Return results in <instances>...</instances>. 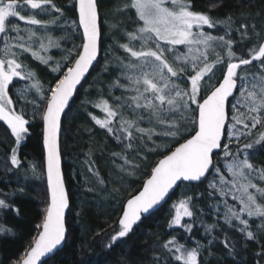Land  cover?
I'll return each instance as SVG.
<instances>
[{"label": "snow or ice", "instance_id": "1", "mask_svg": "<svg viewBox=\"0 0 264 264\" xmlns=\"http://www.w3.org/2000/svg\"><path fill=\"white\" fill-rule=\"evenodd\" d=\"M27 6L49 14L62 13V9L53 0H24L23 3L0 0V40L3 42L0 49V121L11 130L16 144L24 139L29 132V121L23 111L14 107L15 101L9 93L16 86L15 81H33L18 92L21 98L27 99V92L35 89L41 101L38 107L50 193L42 222L37 225V234L15 264H43L42 258L54 253L66 240L65 211L69 208V197L61 170V116L78 91L77 86L98 62L102 30L97 0H75L73 7L78 9V27L82 28L81 44L67 50L63 65L57 62L51 69L58 75L45 91L36 73L20 59L30 51L45 65L52 59L32 51L31 42L40 39L35 31L21 29L13 23L18 20L29 26L44 24L37 18L39 13L21 14ZM216 6L210 5L211 8ZM124 8L134 10L136 27L125 32L128 43L120 45L129 56L127 63L121 61L125 83L117 78L112 86L123 92L114 97V105L107 99L94 104L105 116L103 119L91 118L121 143L127 141L126 148H133L139 141L136 154L142 161H147L148 153H156L161 158L150 166L141 190L123 205L118 228L110 241L115 243L127 237L142 216L164 201L179 183H203L214 172L219 178V187L215 182L210 186L222 196L231 195L239 204L237 208L224 201L225 222L232 225L237 221L238 231L246 233L248 240L258 242L259 237L250 230L247 218H259V230L264 234V167L251 162L249 150L257 145L264 147V131L242 145L241 138L246 140L258 127L264 129V37L254 23L246 22L245 13H240L239 26L233 29L236 23L233 16L213 18L197 11L194 0H129ZM58 20L59 17H55L51 23L56 24ZM220 26L224 30L222 35L206 30ZM233 30L239 33L241 43L251 35H255L258 42L246 52L242 49L238 53L231 39ZM13 32L15 36L11 35ZM48 44L59 47V44L53 45L51 38ZM178 46H183L186 51H180ZM40 48H47L42 40ZM217 48L223 51H217ZM217 71L219 78H216ZM214 78L215 84L212 83ZM182 84L186 86L182 87ZM27 102L36 104L35 99ZM124 109L129 110L132 118L124 115ZM145 120L149 124L147 128L141 126ZM233 143L235 151L231 147ZM144 149L147 152L141 156ZM120 158L124 161L119 166L121 172L132 175L141 170V163L129 160L127 155ZM10 163L15 167L21 165L16 149L12 150ZM89 171L99 183H105L98 172L91 167ZM8 207L5 200L0 199V208ZM172 207L171 225L191 233L192 226L182 221L194 216L192 197L186 196ZM0 230H4L2 226ZM228 246L225 241V247ZM161 247L174 264H204L199 242L196 246H188L174 236ZM257 257L256 264H264V245ZM156 264L166 262L157 257Z\"/></svg>", "mask_w": 264, "mask_h": 264}, {"label": "trees", "instance_id": "2", "mask_svg": "<svg viewBox=\"0 0 264 264\" xmlns=\"http://www.w3.org/2000/svg\"><path fill=\"white\" fill-rule=\"evenodd\" d=\"M20 2L23 3L24 0ZM128 2L97 0L102 30L98 62L77 91L61 123V169L69 197L66 241L62 250L43 264H156L157 257L166 264H174L167 251L161 247L163 242L174 236L188 246H196V242H199L202 245L201 259L204 264H256L257 253L264 245V234L259 230L261 223L257 218L245 217L249 219L250 230L259 237L258 242L248 240L246 233L238 231L237 221H233L232 225L226 223V209L223 212L219 209L220 197L207 186L212 174L199 186L180 185L160 210L141 219L127 237L115 243L110 241V236L118 228L123 205L141 190L150 166L161 158L156 154L155 158L141 162L137 158L136 142L126 155L129 160L133 155L131 160L141 163L140 171L128 175L113 167L109 168L113 164L110 156L117 150L123 152L125 144L116 145L107 132L97 127L91 118L101 116L94 104L101 99H107L113 104L109 97L120 94L122 89L114 88L113 82L119 78L121 83H125L121 61L127 63L128 57L122 52L120 45L128 41L125 32H131L136 27L134 12L124 8ZM53 3L62 9V13L48 14L47 21H52L55 17H59V20L48 31L47 37L51 38L53 45L59 44L58 48L52 46L58 53L53 50L43 53L42 56L52 58L47 65L24 55L20 58L29 70L36 73V78L44 85L45 91L58 75L51 69L57 62L63 65V56L67 54V50L81 44V33L73 7L75 0H53ZM212 4L217 6L211 8ZM194 5L197 11L208 13L216 19L233 16L236 20L233 29L239 26L240 13L243 12L247 17L246 22L254 23L261 37H264V0H194ZM27 13L26 7L21 14L28 15ZM207 31L222 35L224 30L220 26L219 29ZM248 31L252 33L251 28ZM231 39L234 41V50L238 53L242 49L246 52L258 42L256 36L251 35L250 39L241 43L240 35L235 30L231 32ZM14 88H11L9 95L15 101L17 111L27 108L28 112L25 110L24 115L29 121V132L25 141L16 149L21 165L15 167L8 163L12 150L16 147L15 138L0 121V199H4L9 205L8 208H0V226L4 229L0 230V264H15L25 253L37 234V225L42 222L48 206L42 162V126L40 108L37 106L41 101L37 93L36 96L26 94L27 99L21 98ZM33 99L36 104L27 102ZM29 110L36 112L37 116L30 118ZM125 111L127 109L123 110L124 113ZM156 142L160 143L159 140ZM151 146V142H148V147ZM142 152H147V149ZM249 153L252 155L251 162L257 167H264V147L259 146L254 151L249 150ZM33 165H37L38 179L25 181L29 175L28 166ZM90 167L99 173L104 184L99 183L93 172L89 171ZM186 196L192 197L194 216L182 223L192 226L191 233L171 225L174 214L170 205ZM225 241L228 242V247H225Z\"/></svg>", "mask_w": 264, "mask_h": 264}, {"label": "rangeland", "instance_id": "3", "mask_svg": "<svg viewBox=\"0 0 264 264\" xmlns=\"http://www.w3.org/2000/svg\"><path fill=\"white\" fill-rule=\"evenodd\" d=\"M129 1V0H128ZM27 11H28V15H30V12H32L33 14H36V13H39L38 15H37V18L38 19H41L42 20V22H44V24L43 25H39V26H29V25H26L24 22H22V21H18V20H14V22H15V24H18L20 27H21V29H31V30H33V31H35L36 33H37V36L40 38L39 40H35L34 42H31V49H32V51H36L40 56H42L43 55V53L44 52H46V51H50V50H53V51H55L56 53H58V51L56 50V49H54L51 45H49L48 44V40H49V37H47V33H48V31H50L51 29H52V27H53V24H51L50 22L51 21H49V19H48V21H47V17H48V14L49 13H44V12H39V10H32L31 8H30V6H27ZM133 12H134V10H132ZM49 16H50V14H49ZM206 30H213V29H206ZM22 35H25V37L27 36V34H26V32H22L21 33ZM0 35H2V34H0ZM11 35L12 36H15L16 34L13 32V33H11ZM40 40H42L43 41V43L47 46V48H46V50H43V49H41L40 48ZM127 43H128V41H127ZM137 47H138V45H137ZM179 47V50L180 51H186V49H184V47L183 46H178ZM3 48V42H2V40H0V49H2ZM121 50H122V52H124V50L121 48ZM217 51H223L222 49H220V48H217L216 49ZM61 53V52H60ZM125 54H126V57H128V59H129V56H128V54L126 53V52H124ZM26 58H30V59H33V60H37L35 57H33L32 55H31V51L30 52H28V53H24L23 54ZM21 58V57H20ZM213 59H214V57H212ZM171 59H172V57H171V55H169V60L171 61ZM219 67V66H218ZM220 77V72L219 71H217L216 72V78H219ZM216 78H214V80L212 81V83L213 84H215V82H216ZM15 83L17 84L16 86L17 87H15L14 88V90L15 91H17L18 92V90L20 89V88H22V87H27V86H30L32 83H33V81H15ZM182 87H184V86H186V85H181ZM122 92H123V90H120V94L119 93H117V95H114V94H112L109 98H110V100H111V102L113 103V104H115V101H114V97H116V96H121V94H122ZM17 95H19V92L17 93ZM27 95H29V96H36V92H35V90L34 89H30L28 92H27ZM124 95L125 96H128V95H130V93H124ZM38 98H39V95H38ZM39 101V100H38ZM22 103V102H21ZM38 106V105H37ZM194 107V106H193ZM20 111H23V113H24V111L26 110L27 111V108L26 107H23L22 109H19ZM125 110V109H124ZM96 111H98V112H100V117H98V118H100V119H103L104 118V116H105V114L99 109V108H96ZM28 112V111H27ZM38 113V112H37ZM124 113V112H123ZM29 114H30V118L31 117H33L34 115H35V117L37 116V114H36V112H33V111H31V110H29ZM124 115L126 116V117H128V118H132V114H130V112H129V110L127 109V111H125V113H124ZM92 117V116H91ZM6 127H7V125L3 122V121H1ZM94 122V121H93ZM94 124H95V122H94ZM96 125V124H95ZM97 127H99L98 125H96ZM141 126L142 127H145V128H147V127H149V124L147 123V120H145L142 124H141ZM8 128V127H7ZM100 128V127H99ZM9 129V128H8ZM10 130V129H9ZM102 130H104V131H106V129H102ZM11 131V130H10ZM260 131H264V129H261V128H257V129H254L253 130V132H252V136H249V137H247L246 138V140H245V138H241V145L244 143V142H247V141H251L252 139H254V138H256V136L258 135V133L260 132ZM108 134V133H107ZM110 137H111V139L116 143V145H120L121 144V142L120 141H118L112 134H108ZM25 136H27V134L25 135ZM15 138V137H14ZM25 138L26 137H24V139H22L21 140V142L19 143V144H21L23 141H25ZM154 139H155V137H154ZM159 142L161 143V141L159 140ZM165 142H167V141H165ZM127 143V141H125L124 143H122V144H126ZM137 143H140L139 141H137ZM19 144H16V147H15V149H17V147H18V145ZM231 147L233 148V151H235V149H236V145H235V143H233V145H231ZM259 147V145H257L256 147H255V149L256 148H258ZM255 149H252L253 151L255 150ZM130 150L131 149H129V148H126L125 147V149H123V152H121V151H119V150H117L116 152H114V153H116V154H119V155H113L112 154V156H110V159H111V161H112V163L113 164H111L110 165V167L109 168H112L113 167V169L114 170H116V171H120V168H119V166L121 165V164H123L124 163V161L120 158V156H122V155H126V154H129V152H130ZM134 150H135V148H134ZM18 151V150H17ZM16 151V152H17ZM119 151V152H118ZM125 152V153H124ZM146 153V152H145ZM144 152H141L140 153V155L141 156H143L144 154H145ZM135 154V153H134ZM250 154V153H249ZM12 155V154H11ZM147 156H148V158L149 159H151V158H155L157 155H156V153H148L147 154ZM251 154H250V159H251ZM10 158H11V156H10ZM10 158H9V162L8 163H10ZM137 158L139 159V160H141L138 156H137ZM131 159L133 160V155H132V157H131ZM130 159V160H131ZM131 160V161H132ZM42 162H43V159H42ZM141 162H146V161H142L141 160ZM11 164V163H10ZM115 164H117V165H115ZM28 170H29V175H28V178L26 179H24L25 181H36L37 179H38V171H37V165H35V168L33 169V167H29L28 166ZM95 171V170H94ZM223 172L224 173H226V169H223ZM23 182V181H22ZM213 182H215L216 184H217V186L219 187V178L217 177V175L213 172L212 173V176H211V180H210V182L209 183H207V186L209 187V188H211V189H213L217 194H218V196L220 197V204H219V209L223 212V210L224 209H226V207H225V204H224V201L226 200L227 201V203L229 204V206H235V207H239V204H238V202H236V201H233L232 200V198H231V195H229V196H222L220 193H219V191H217V189H214L213 187H211L210 186V184L211 183H213ZM178 202V201H177ZM176 202V203H177ZM175 204V203H174ZM171 206V208H172V210H173V214H174V209H173V205L171 204L170 205ZM188 217H185L184 218V220H186ZM258 220H259V218H257ZM183 220V221H184ZM182 221V222H183ZM260 221V220H259ZM260 223H261V221H260ZM175 226V225H174Z\"/></svg>", "mask_w": 264, "mask_h": 264}, {"label": "water", "instance_id": "4", "mask_svg": "<svg viewBox=\"0 0 264 264\" xmlns=\"http://www.w3.org/2000/svg\"><path fill=\"white\" fill-rule=\"evenodd\" d=\"M75 11H76V18H77V24H78V9L75 8ZM79 28V27H78ZM81 34H82V28H79ZM98 58H99V55H98ZM97 64V62L94 63V66L90 69L89 73L86 75L85 79L81 82V85L85 82V80L87 79L88 75L90 74L91 70L95 67V65ZM81 85H78L77 88L79 90V88L81 87ZM77 93V92H76ZM76 93L73 95L72 99L69 101V106L65 109L64 113H62V116H61V123H62V118L63 116L65 115V113L69 110V107L76 95ZM41 125H42V122H41ZM43 127V125H42ZM60 134H61V130H60ZM60 134H59V144H60ZM42 150H43V170H44V177H45V182H46V189H47V195H48V203H49V200H50V193H49V190H48V187H47V165H46V149L44 148L43 146V137H42ZM62 170V169H61ZM205 181V180H204ZM203 181V182H204ZM182 184H185V185H190V186H199L201 185L202 183L201 182H192L191 184L187 183V182H184V183H179L177 187H174L173 190L170 191L169 195L167 197H165V200L164 201H161L160 204H158L157 206L154 207L153 210L150 211V213L148 214H144L142 216L141 219H146L148 218L149 216H151L152 214H155L158 210H160L169 200L170 196H172L178 189V187ZM126 203V202H125ZM69 209V208H68ZM68 209H66L65 211V227H66V215H67V212H68ZM121 216V214H120ZM119 216V218H120ZM119 220V219H118ZM138 224V223H137ZM135 226V225H134ZM66 236H67V229H66ZM66 241V240H65ZM64 244L65 242L62 243V245H60L58 247V249L52 253V254H49L48 256L46 257H43L42 258V261L43 263H45L47 260H49L50 258H52L58 251L62 250V248L64 247Z\"/></svg>", "mask_w": 264, "mask_h": 264}]
</instances>
